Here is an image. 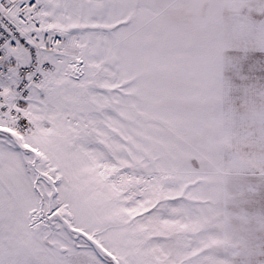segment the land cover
Segmentation results:
<instances>
[{
  "label": "snow or ice",
  "instance_id": "1",
  "mask_svg": "<svg viewBox=\"0 0 264 264\" xmlns=\"http://www.w3.org/2000/svg\"><path fill=\"white\" fill-rule=\"evenodd\" d=\"M0 264H264V0H0Z\"/></svg>",
  "mask_w": 264,
  "mask_h": 264
}]
</instances>
